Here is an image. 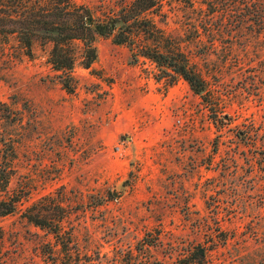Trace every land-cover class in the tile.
<instances>
[{
    "label": "rangeland",
    "instance_id": "rangeland-1",
    "mask_svg": "<svg viewBox=\"0 0 264 264\" xmlns=\"http://www.w3.org/2000/svg\"><path fill=\"white\" fill-rule=\"evenodd\" d=\"M132 1L74 0L108 26ZM236 1L165 0L133 44H115L117 28L99 37L89 69L74 41L72 93L51 43L35 41L29 56L15 37L0 40V149L15 148L9 190L24 196L22 210L0 218V264H52L56 239L22 216L48 209L46 197L69 206V264H170L213 245L209 229L219 228L229 240L210 264H264V10L240 13ZM140 46L183 54L207 92L136 55Z\"/></svg>",
    "mask_w": 264,
    "mask_h": 264
},
{
    "label": "trees",
    "instance_id": "trees-1",
    "mask_svg": "<svg viewBox=\"0 0 264 264\" xmlns=\"http://www.w3.org/2000/svg\"><path fill=\"white\" fill-rule=\"evenodd\" d=\"M164 1L133 0L130 3L125 2L117 9H113L112 17L109 19L112 23L108 26L105 22H96L93 18V11L88 7L77 5L74 0H58L51 6H41V4L35 6L28 0H0V40L8 42L9 39L15 37L29 56L32 55L35 41L42 40L51 43L53 45L51 64L56 73L59 74L58 78H60L63 88L72 93L74 85L71 73L75 66V57L71 49L72 43L78 40L83 42L85 47L84 65L85 68L89 69L98 57L96 42L99 37H109L117 28L118 32L113 37L114 43L117 45L133 44V40H135L138 33H147L154 26L146 18V14L159 7L161 8ZM236 4H238L240 13L244 9L241 6H244L254 17L255 15L259 16L264 10V0H237ZM212 12H214L213 9ZM88 20H91V24H88ZM138 48L139 51L136 55L149 58L163 70H171L176 75L181 76L190 84L196 95L203 96L207 92L206 82L199 74L188 67L183 54H167L156 46L154 48L143 46ZM0 158L1 218L22 210L24 196L14 195L9 190L16 158L12 143H5L2 146ZM44 200L48 202L46 204L48 209L40 207L35 211V208H28L22 216L36 227L47 230L56 239V246H60V249H57L56 253H52L54 255L52 264H69V261L66 262L64 258L65 256L70 257L68 253L71 242L69 241L72 235L65 230L63 225L69 214V206L66 205L67 203L63 198L46 197ZM56 214L59 215V218L53 219L52 216ZM215 214L219 215L221 212ZM228 214L232 219L240 212L231 211ZM226 216V213H222V218H227ZM261 221L264 223L263 217ZM209 230L213 245L197 244L191 246L176 261L170 264H210L211 253L218 246L217 243L225 245L229 240V235L225 231H221L220 228L217 231ZM216 232L218 235H216ZM215 237H218V239H215ZM155 242L149 241L146 237L142 239L141 244L143 248L149 250V248L155 246ZM124 264L163 263L151 261L146 257L140 259L132 256Z\"/></svg>",
    "mask_w": 264,
    "mask_h": 264
},
{
    "label": "built area",
    "instance_id": "built-area-1",
    "mask_svg": "<svg viewBox=\"0 0 264 264\" xmlns=\"http://www.w3.org/2000/svg\"><path fill=\"white\" fill-rule=\"evenodd\" d=\"M117 151H118V152H120V151H121V149H120V148H117Z\"/></svg>",
    "mask_w": 264,
    "mask_h": 264
},
{
    "label": "water",
    "instance_id": "water-1",
    "mask_svg": "<svg viewBox=\"0 0 264 264\" xmlns=\"http://www.w3.org/2000/svg\"><path fill=\"white\" fill-rule=\"evenodd\" d=\"M88 24H91V20H88Z\"/></svg>",
    "mask_w": 264,
    "mask_h": 264
}]
</instances>
